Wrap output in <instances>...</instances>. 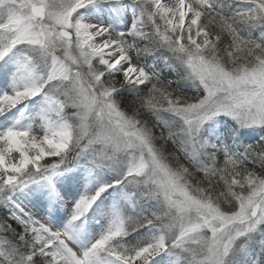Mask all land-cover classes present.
Wrapping results in <instances>:
<instances>
[{
    "label": "snow or ice",
    "instance_id": "6c2138e0",
    "mask_svg": "<svg viewBox=\"0 0 264 264\" xmlns=\"http://www.w3.org/2000/svg\"><path fill=\"white\" fill-rule=\"evenodd\" d=\"M0 264H264V0H0Z\"/></svg>",
    "mask_w": 264,
    "mask_h": 264
}]
</instances>
